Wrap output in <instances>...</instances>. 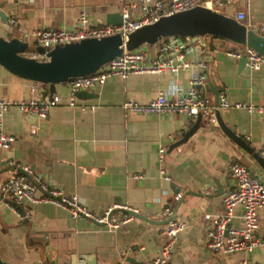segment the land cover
<instances>
[{"label":"crops","instance_id":"0c3cea01","mask_svg":"<svg viewBox=\"0 0 264 264\" xmlns=\"http://www.w3.org/2000/svg\"><path fill=\"white\" fill-rule=\"evenodd\" d=\"M220 1L223 5L215 10L234 19L243 13L241 23L264 34V0ZM118 2L0 0V37L17 38L33 48L29 38L33 30L74 28L82 11L91 21L107 24L108 18L117 19ZM212 42L204 96L214 104V93L225 92L231 103L263 109L261 113L219 112L223 124L259 155L264 149V73L247 71L229 54L242 47L227 42L222 45L219 39ZM143 48L150 53L155 50L154 46ZM188 86L187 73L114 78L88 92L95 97L77 99L78 106L85 107L80 109L67 105L68 90L63 83L56 85L61 103L52 106L45 118L33 119L16 109L6 112L2 130L16 141L10 150L0 149V187L27 168L30 177L39 176L66 196H78L96 214L123 204L149 222L134 218L115 232H107L52 204L22 205L29 217L21 221L8 207L12 202L0 193V264H71L73 257L91 258L90 264H144L157 256L163 244L161 212L167 205L177 206V192L182 201L174 220L186 227L178 235L170 264H238L239 254L222 256L207 249L206 225L201 218L205 213H223L222 196L232 186L231 164L247 166L263 185L264 171L217 124L201 121L185 143L169 150L194 123L182 116L135 115L122 109L127 101L147 104L160 92L174 98V88L185 91ZM46 87L19 78L0 65L2 99L41 98L40 89ZM161 147L166 148V154L158 163ZM160 170L171 181H165ZM258 224L256 234L262 237L264 207L258 212ZM247 257L249 264H264V249H255Z\"/></svg>","mask_w":264,"mask_h":264},{"label":"built area","instance_id":"2783aa9c","mask_svg":"<svg viewBox=\"0 0 264 264\" xmlns=\"http://www.w3.org/2000/svg\"><path fill=\"white\" fill-rule=\"evenodd\" d=\"M222 5L220 0H119V14L122 22L118 26L97 24L82 11L74 28L33 30L29 34L31 44L44 49L42 56L35 55L33 58L44 61L46 60L45 54L56 46L62 47L86 39H101L115 34L125 37L128 33L144 25L152 24L164 16L184 12L198 6L215 10ZM244 19L243 13H237L235 16V20L240 23ZM263 32L264 28H261V33ZM212 40L208 37L192 39L169 37L159 40L154 45L155 50L152 53L143 47L134 51H123L119 57L114 58L95 73L65 83L68 90L67 105L71 108L84 109V106H78L76 103L75 95L81 91H93L110 79L125 80L130 75L187 73L189 74V86L185 91L174 88L176 97L169 98L160 92L147 104L124 102L123 111L145 116H182L189 123L200 119L210 124H217L216 117L220 111L235 109L248 113L263 112L261 107L243 102H229L225 92L218 94L217 105L204 96L203 90L208 81L207 56L213 52L211 51ZM229 54L237 60L244 59V67L247 71L264 73V57L252 49L243 48L237 53L230 52ZM59 103L61 99L58 96L53 101H48L46 98L20 101L0 98V149L10 150L16 141L14 136L2 130V117L6 112L16 109L23 115L35 114L38 118H45L49 109ZM165 154L166 148L161 147L158 151V163L164 160ZM259 156L264 160V149L261 150ZM22 171L28 174L27 168ZM160 175L165 181H171L162 170H160ZM229 175L232 186L222 196L223 213L218 215L205 213L201 218L206 225L205 246L211 252L222 256L239 254L241 257L238 264H249L247 256L255 249H264V236L258 237L256 234L259 225L258 212L264 207V185L247 166L240 163L235 162L230 165ZM135 178L139 179L141 176H135ZM0 193L12 202V205L8 207L15 210L21 221L29 217L28 212L21 208L25 204H52L68 212L72 218L85 219L107 232H115L120 227L131 223L135 218L133 214H136L135 210L123 204H113L102 213L96 214L90 211L78 196H66L61 189L42 181L39 176H33L31 180L21 175L10 177L1 185ZM180 199L179 194L175 195V203ZM237 208L241 209L239 214L235 213ZM173 212L174 206L167 205L161 212V218L166 220ZM235 221H239L238 225H235ZM185 227V224L174 219L169 221L163 228L164 241L157 256L144 264H170L178 235L185 230Z\"/></svg>","mask_w":264,"mask_h":264},{"label":"water","instance_id":"95a60500","mask_svg":"<svg viewBox=\"0 0 264 264\" xmlns=\"http://www.w3.org/2000/svg\"><path fill=\"white\" fill-rule=\"evenodd\" d=\"M122 22L120 14L117 19H107V24L118 26ZM178 37L181 39L212 38L224 40L225 42L242 48H250L264 57V34H258L249 30L234 18L225 16L210 8L198 6L184 12H178L170 16L159 18L156 22L144 25L122 37L115 34L101 39H86L78 43L65 46H56L45 54L46 60L39 61L27 54L42 56L44 49L41 47H30L27 43L17 38L5 40L0 37V65L11 74L29 80L38 85L47 86L40 89L42 99L53 101L58 96L56 85L73 81L95 73L102 66L123 51H134L144 46H154L161 39ZM245 60L239 61L244 66ZM211 84L208 83V86ZM76 99H90L95 96L86 91L78 92ZM218 103V92L214 93V104ZM33 119L35 114H28ZM217 125L221 131L239 148L252 156L253 160L264 171V160L237 135L229 130L221 121L220 113H217ZM201 120L194 122L192 127L183 134L182 139L172 143L169 147L173 149L193 135L199 128ZM22 176L31 180V177L22 170L18 171ZM179 194L178 192L175 194ZM181 199L174 208L173 214L161 223L166 225L175 218ZM135 218H141L149 222L141 215L133 214ZM91 258L77 260L71 258V264H90Z\"/></svg>","mask_w":264,"mask_h":264},{"label":"rangeland","instance_id":"374dc122","mask_svg":"<svg viewBox=\"0 0 264 264\" xmlns=\"http://www.w3.org/2000/svg\"><path fill=\"white\" fill-rule=\"evenodd\" d=\"M219 41H220V43H221L222 45H224V43H225L224 40H219Z\"/></svg>","mask_w":264,"mask_h":264}]
</instances>
